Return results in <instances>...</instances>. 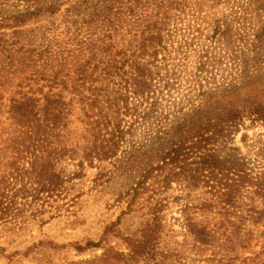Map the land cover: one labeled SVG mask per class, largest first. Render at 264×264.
<instances>
[{
  "label": "trees",
  "instance_id": "16d2710c",
  "mask_svg": "<svg viewBox=\"0 0 264 264\" xmlns=\"http://www.w3.org/2000/svg\"><path fill=\"white\" fill-rule=\"evenodd\" d=\"M11 2L30 6L2 16ZM63 5V0H0V28L53 16ZM254 7L249 36L234 10L210 22L211 35L198 21L175 27L177 35L162 21L148 24L127 46L110 44L105 58L94 55L92 69L81 65L70 98L44 88L39 94L21 90L6 105L0 94V228L43 227L72 208L79 219L89 201L113 202L121 215L104 226L99 243L71 245L79 253L107 248L106 240L120 235L123 218L134 213L140 239L131 259L139 263L153 260L161 240L174 232L164 212L179 191L184 243L243 242L238 250L229 245L219 264H234L233 257L264 240V170L249 166L234 142L241 130L264 125V0ZM188 52L198 53L189 93L170 105L184 66L174 67L175 54L185 58ZM242 142L248 144V135ZM241 205L249 213L247 234L246 224L231 221V215L246 219ZM44 244L13 252L0 245V256L14 263Z\"/></svg>",
  "mask_w": 264,
  "mask_h": 264
},
{
  "label": "rangeland",
  "instance_id": "374dc122",
  "mask_svg": "<svg viewBox=\"0 0 264 264\" xmlns=\"http://www.w3.org/2000/svg\"><path fill=\"white\" fill-rule=\"evenodd\" d=\"M63 4L53 16H40L21 27L0 28V94L6 105L13 96L18 97L21 90H33L39 94V90L44 88L46 93L63 92L70 98L72 86L80 77L81 65L92 69L98 58H105L110 53L108 49L112 45L120 48L127 46L133 36L155 21H162L163 26L175 31L176 35L175 27L184 28L189 21H198V24L205 25L206 34L211 35L208 32L210 22L234 10L242 15L243 34L249 36L256 15V0H63ZM29 6L26 2H11L2 7L1 15L12 14ZM199 7L202 8L201 16L197 14ZM94 55H98V58ZM186 55L184 58L175 54L177 61L174 67L180 64L184 66L180 68L182 74L177 77L176 86L172 88L170 105L184 100L189 93V73L194 70L198 53L188 52ZM222 73L220 71L219 74ZM244 135H248L247 145L242 142ZM234 140L241 149V158L252 168L264 170V125H255L248 131L241 130ZM88 172L93 175L96 170ZM179 195V191L172 193L170 204L164 212L165 220L174 232L161 240L158 254L153 260L136 263L131 259L136 246L134 242L136 238L140 239V219L134 213L123 218L120 235L110 236L106 240L107 248L77 252L71 244H86L88 241L99 243L104 226L108 222H115L122 212L121 207L111 205L113 202L107 205L105 201H89L80 208L79 219L72 215L77 211L72 208L70 212L62 211L59 217L43 227L35 225L24 231L0 228V245L8 247L10 252L32 247L39 242L45 243L34 248L28 257L17 258L14 263L0 256V264H219L221 258L224 259L223 251L229 245L237 250L240 248L243 242L229 244L220 241L207 247L194 244L191 240L184 243L185 232L181 224L184 200H176ZM202 195L200 193V197ZM241 207L240 216L246 219L231 215V221L246 224L243 225V233L247 234L249 213L244 205ZM50 216L47 214L44 218L48 220ZM220 220L225 222L226 218ZM47 242L53 244L47 246ZM243 253V257H233L231 261L234 264H256L258 259L264 262V240L253 243V249ZM257 255L259 258L256 262L250 261Z\"/></svg>",
  "mask_w": 264,
  "mask_h": 264
}]
</instances>
